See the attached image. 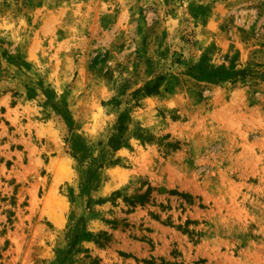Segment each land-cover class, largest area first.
I'll return each mask as SVG.
<instances>
[{
  "label": "rangeland",
  "instance_id": "rangeland-1",
  "mask_svg": "<svg viewBox=\"0 0 264 264\" xmlns=\"http://www.w3.org/2000/svg\"><path fill=\"white\" fill-rule=\"evenodd\" d=\"M0 264H264V0H0Z\"/></svg>",
  "mask_w": 264,
  "mask_h": 264
},
{
  "label": "trees",
  "instance_id": "trees-1",
  "mask_svg": "<svg viewBox=\"0 0 264 264\" xmlns=\"http://www.w3.org/2000/svg\"><path fill=\"white\" fill-rule=\"evenodd\" d=\"M242 72H243V71H240V72H235V71H234V77H237L238 75H241ZM258 77H259V74L257 73V74L255 75V77L253 76L252 78L254 79V81H256ZM155 89H156V88H155ZM155 89L152 90V88H146V92H147V93L156 92L157 90H155ZM117 130H118L119 132H121V130H122V126L119 125L118 128H117ZM107 145H108L111 149H114V150L119 149V148L121 147V145H122V138H121V135H118L117 133H115V134H113L112 136H110V137L108 138ZM138 197H139V196L132 197L131 200H135V199H137ZM131 203H134V202H131ZM105 235H106L105 233H100V237H99L98 240L96 241V243H97L98 246H101V245H102V239H105V238H106ZM76 238H77V237L74 236V237L71 239V241H70V245H69L70 247L72 246L73 243H75Z\"/></svg>",
  "mask_w": 264,
  "mask_h": 264
}]
</instances>
